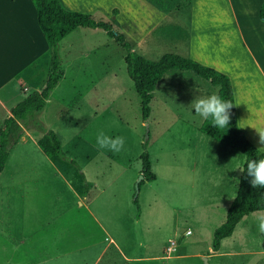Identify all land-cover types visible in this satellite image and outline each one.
<instances>
[{"label":"crops","instance_id":"obj_1","mask_svg":"<svg viewBox=\"0 0 264 264\" xmlns=\"http://www.w3.org/2000/svg\"><path fill=\"white\" fill-rule=\"evenodd\" d=\"M58 1L65 10L90 15L96 21L108 22L113 16V29L125 37L133 52L148 60L175 54L228 76L239 130L255 148L264 147L259 144L258 134L264 132V21L259 18L264 0ZM85 29L77 28L62 39L58 55L60 71L64 66L79 67L91 78V71L83 70L90 52L71 53L75 46L71 39L66 46L70 54L62 56L63 42ZM115 44L109 51H99L103 63L115 52L124 60V49ZM51 71L52 50L40 31L31 0H0V131L11 109L29 94L39 92ZM188 80L196 87L178 88L171 77L164 79V98L200 95L199 79ZM85 83L76 82V95H85ZM160 84L161 80L152 96ZM203 122L195 129L201 131ZM42 124L45 131H54ZM42 136V131L24 129L0 172V264H99L109 253L125 264L150 259L127 255L114 236L112 229H121L122 220L138 225L143 218V213L133 214L132 196L129 188L122 186L121 174L106 183L99 184L97 178L91 183L86 171L101 158L99 153L84 156L81 168L66 153L69 160L46 156L37 144ZM90 147L83 143L84 149ZM71 161L79 165L80 171ZM101 176L104 174H96ZM260 217L264 212L243 217L233 234L222 240L218 251L211 248L212 254L206 256L208 263L210 259L214 264L227 259L230 264L264 256V234L258 230Z\"/></svg>","mask_w":264,"mask_h":264},{"label":"rangeland","instance_id":"obj_2","mask_svg":"<svg viewBox=\"0 0 264 264\" xmlns=\"http://www.w3.org/2000/svg\"><path fill=\"white\" fill-rule=\"evenodd\" d=\"M71 39L75 45L71 53L90 52L83 70H90L91 78L81 73L79 67L64 66L60 84L52 101L38 115L39 121L60 135L63 152L75 158L81 168L84 156L99 153L101 158L86 171L91 183L96 178L99 184L106 183L121 174L122 186L129 188L132 196L133 214L143 213V218L138 225L122 220L121 229H112L114 236L127 255L150 258L127 264H205L203 258L212 254L213 232L224 223L237 194L236 181L240 179L245 157L195 129L203 119L189 115L187 107L198 93L166 100L161 88L168 77L174 79L173 86L183 89L195 88L188 79L196 77L202 83L201 96L216 94L218 88L192 71H169L162 76L160 89L150 102L152 113L143 122L140 99L124 60L116 52L107 63L98 57L99 51L104 53L110 46L116 47L114 41L101 30L85 29L63 42V57L70 54L66 46ZM84 80L85 95L80 97L73 87ZM75 128H79L78 133L73 131ZM101 132L113 138L124 137L123 150L114 153L99 149L96 138ZM83 143L91 146L89 150L83 148ZM144 151L149 155L155 181H144L136 194L135 184L142 167L140 155ZM73 165L80 171L77 163ZM98 173L104 176L96 177ZM172 244L175 247L169 252ZM128 248L130 252L126 251ZM111 258L109 253L99 264H125ZM243 261L233 260L230 264H264V256ZM208 264L214 263L210 259ZM220 264H228V260L222 259Z\"/></svg>","mask_w":264,"mask_h":264},{"label":"trees","instance_id":"obj_3","mask_svg":"<svg viewBox=\"0 0 264 264\" xmlns=\"http://www.w3.org/2000/svg\"><path fill=\"white\" fill-rule=\"evenodd\" d=\"M36 9L37 23L40 31L52 50V71L39 92L29 94L24 100L11 109V116L5 119L0 131V172L10 150L20 139L24 129L42 131L43 136L37 141L39 148L48 157L69 160L62 150L61 137L54 131H45L37 119L44 110L46 101L61 79V59L58 55V44L77 28L101 29L125 51L124 63L128 77L140 99L143 122L150 115L152 93L162 76L169 71H192L201 79L217 87V94L224 100L233 101V91L228 76L205 67L193 60L175 54H165L157 61L148 60L132 51L125 37L113 29L112 22L96 21L92 16L65 10L58 0H31ZM116 12L114 11V16ZM259 18L264 21V2L259 10ZM228 128L219 129L212 126V120H204L201 131L208 137L240 151L245 161L239 179L237 194L228 208L224 223L213 232L212 250L218 251L222 240L230 237L240 220L254 212H264V188H253L251 177L247 175L246 166L250 160L264 159V153L257 151L241 133L237 125L235 107L231 110ZM146 149V144H144ZM142 163L140 174L143 176L139 186L153 182L155 175L151 171L149 155L144 151L140 155ZM72 162V161H71ZM75 164L74 162H72ZM87 190L85 185L84 193ZM137 203V200H134Z\"/></svg>","mask_w":264,"mask_h":264},{"label":"clouds","instance_id":"obj_4","mask_svg":"<svg viewBox=\"0 0 264 264\" xmlns=\"http://www.w3.org/2000/svg\"><path fill=\"white\" fill-rule=\"evenodd\" d=\"M233 107L232 101H226L218 94L213 93L209 96H196L187 108L189 109V115L204 120L211 118L213 127L223 129L228 128L230 124L232 115L230 110ZM73 131L78 133L79 128H75ZM258 134L260 137L259 144L264 145V132H258ZM96 144L101 150L107 149L118 153L124 148L125 138L122 136L113 138L101 132L96 138ZM257 151H264V147L258 148ZM246 171L247 175L252 178L251 185L253 188H264V159L248 161ZM236 182L239 183V180ZM258 230L260 233H264V217L259 218Z\"/></svg>","mask_w":264,"mask_h":264},{"label":"water","instance_id":"obj_5","mask_svg":"<svg viewBox=\"0 0 264 264\" xmlns=\"http://www.w3.org/2000/svg\"><path fill=\"white\" fill-rule=\"evenodd\" d=\"M142 179H143V176L141 175L140 178H139V180H138V181L136 182V184H135L136 194H137L138 191H139V184H140V182L142 181ZM203 260H204V263H205V264H208L207 258H203Z\"/></svg>","mask_w":264,"mask_h":264},{"label":"built area","instance_id":"obj_6","mask_svg":"<svg viewBox=\"0 0 264 264\" xmlns=\"http://www.w3.org/2000/svg\"><path fill=\"white\" fill-rule=\"evenodd\" d=\"M173 247H175V244H172V247H170V248L168 249V251L170 252V251L172 250Z\"/></svg>","mask_w":264,"mask_h":264}]
</instances>
